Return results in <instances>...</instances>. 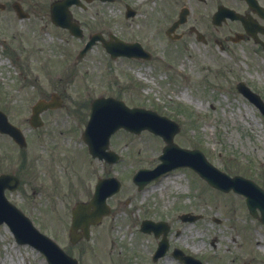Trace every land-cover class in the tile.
<instances>
[{"label": "rangeland", "instance_id": "rangeland-1", "mask_svg": "<svg viewBox=\"0 0 264 264\" xmlns=\"http://www.w3.org/2000/svg\"><path fill=\"white\" fill-rule=\"evenodd\" d=\"M14 1L0 0L7 5ZM24 1L26 7L36 9L35 17L19 20L9 10L0 11V109L29 142L28 149L20 150L10 137L0 134V173L16 172L22 180L17 191L7 192L10 200L44 234L67 248L72 207L92 198L97 178L115 176L122 188L108 200L113 214L92 227L83 253H74L81 264H179L171 256L150 262L149 254L158 241L141 232L147 218L169 221L172 245L194 254L203 264L236 260L241 247L232 238L242 242L246 214L239 195L210 188L187 169L171 172L141 191L134 184L133 170L157 164L165 146L161 137L147 130L134 134L122 129L111 143L120 160L110 166L89 156L85 145L75 143L84 125L78 129L66 111L42 114L45 125L38 130L28 120L32 106L39 99H49L57 88L67 89L69 106L113 95L131 107L152 109L179 122L175 142L200 149L230 176L257 178L264 174V119L236 84L241 80L264 83V54L234 48L235 53L224 56L210 72H198L178 45L160 49L151 61L113 60L99 46L74 64L81 42L52 24L46 10L50 1ZM112 18L109 11L106 21ZM140 71L147 77L139 78ZM52 130H56L54 142ZM22 156L26 165L17 172ZM183 213L202 218L183 222L179 218ZM0 264L49 263L34 247L18 244L4 225L0 226Z\"/></svg>", "mask_w": 264, "mask_h": 264}, {"label": "flooded vegetation", "instance_id": "flooded-vegetation-1", "mask_svg": "<svg viewBox=\"0 0 264 264\" xmlns=\"http://www.w3.org/2000/svg\"><path fill=\"white\" fill-rule=\"evenodd\" d=\"M19 1L23 3V0H16L11 5ZM73 1L70 11L84 31V39L85 36L88 39L100 33L109 40L110 32H113L126 43H140L143 50L150 54L167 48L169 42L181 44L189 52L191 64L202 65L203 68L217 64L221 59L219 54L229 56L234 47H245L249 52L264 54V0ZM26 11L30 16L36 15L34 7L29 6ZM109 11L113 13V18L106 21ZM48 15H51L50 7ZM251 88L264 99V83L251 82ZM66 91L57 89L53 93L63 97ZM71 104H64V110L71 117L79 119L88 114L90 103ZM56 137V130H52V142ZM66 140H69L68 136ZM257 177L258 185L264 189V175ZM253 226L248 223L244 227L245 237L239 245L242 254L238 264H264V222L255 221ZM252 230L255 231L254 236L249 237L248 232ZM68 251L72 253L70 249ZM172 257L175 258L174 255ZM232 263L236 264V261Z\"/></svg>", "mask_w": 264, "mask_h": 264}, {"label": "water", "instance_id": "water-1", "mask_svg": "<svg viewBox=\"0 0 264 264\" xmlns=\"http://www.w3.org/2000/svg\"><path fill=\"white\" fill-rule=\"evenodd\" d=\"M70 3L67 0H62L57 2L58 9L62 12V16H56L54 18V22L62 27H67L69 21L66 16V7ZM108 50L110 51L112 57H116L118 53L113 44L106 45ZM122 54L125 51L129 50L126 47H122ZM128 54H132L130 51ZM240 90L246 94L250 100L255 102L258 107L262 109L264 112V104L257 99V97L250 95V92L244 87L240 86ZM52 108V102L46 103L44 101H40L34 107V116L31 120L32 124L35 127L41 126L43 124L40 113L45 109ZM101 108H103L101 110ZM155 121H162L169 126V130L165 128H155L149 124L150 119ZM120 127H125L129 130L140 132L142 129L149 128L157 134H160L164 137V139L168 142V146L165 148V153L161 157L164 160V164L160 167L158 174L161 172H165L172 168L178 166H190L196 170H198L201 175L209 181V183L217 188H220L225 191H229L233 188L237 192H245L249 197V206L251 211L253 212L257 207L264 210V202L263 200H259L258 202L252 199L257 194L256 188L254 189L250 182L243 180L242 178H235L233 180H229L224 182L219 179L220 175L216 170L211 168V171L205 170L203 167H210L209 164L204 159L203 155L199 152H194L193 154H189V156L185 155L187 150L180 149L173 143V138L175 134L179 131L178 126L169 121L165 117H160L156 113L151 111H146L144 109H128L123 102H117L113 99L103 100L99 102L98 111L94 114L92 113L91 120L87 127L85 133L86 142H88L90 146V151L94 156H99L102 158L103 156H108L106 153V149L108 148L109 137L112 132L119 129ZM172 128V129H171ZM0 132L10 134L14 140L20 144V146H26L25 138L22 135V132L17 127L8 123L7 117L0 112ZM91 137H100V141L98 144L94 143ZM196 158H200L199 162ZM154 177L144 175L142 177H137L136 182L142 187L145 182L152 180ZM105 182L100 181L97 193L94 201L90 205L78 204L73 210V229L74 232L76 228H82L84 231V235L89 238L90 237V224L98 223L103 215L108 214V207L106 204L104 205V200L107 196L115 193L119 190V184L113 181V189L108 192H102L103 186ZM19 186V180L15 176L11 175H1L0 176V224L7 223L14 234L17 237L19 242H28L40 249L43 253L46 254L48 260L51 264H76L75 260L70 259L71 261L65 260L59 253L62 251L58 248V246L50 241L48 238L41 235L32 225L28 218H26L15 206L10 204L8 200L5 198V190L10 188L11 190L16 189ZM101 200L100 201L98 200ZM90 206H94L96 211L94 213H89ZM185 218V217H184ZM150 228L157 229L158 227L154 224H149ZM146 230V229H145ZM63 253V252H62Z\"/></svg>", "mask_w": 264, "mask_h": 264}, {"label": "bare ground", "instance_id": "bare-ground-1", "mask_svg": "<svg viewBox=\"0 0 264 264\" xmlns=\"http://www.w3.org/2000/svg\"><path fill=\"white\" fill-rule=\"evenodd\" d=\"M138 76L141 77V78H144L146 77V74L142 73V72H139L138 73ZM145 149H148V146H144ZM176 179H179V177H176Z\"/></svg>", "mask_w": 264, "mask_h": 264}]
</instances>
